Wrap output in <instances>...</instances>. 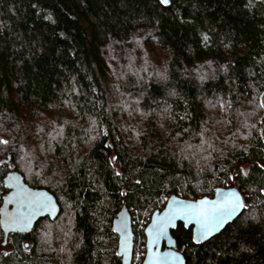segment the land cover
<instances>
[{
    "label": "trees",
    "instance_id": "obj_1",
    "mask_svg": "<svg viewBox=\"0 0 264 264\" xmlns=\"http://www.w3.org/2000/svg\"><path fill=\"white\" fill-rule=\"evenodd\" d=\"M248 4L0 0V206L16 171L60 209L4 247L0 228V264H120L123 206L147 224L171 195L230 186L242 214L203 246L176 229V250L264 264V0ZM132 229L133 264L145 246Z\"/></svg>",
    "mask_w": 264,
    "mask_h": 264
},
{
    "label": "water",
    "instance_id": "obj_2",
    "mask_svg": "<svg viewBox=\"0 0 264 264\" xmlns=\"http://www.w3.org/2000/svg\"><path fill=\"white\" fill-rule=\"evenodd\" d=\"M14 178V179H10ZM3 185L5 189L8 190L6 195L2 199V203L0 206V228L3 232V243L2 247H4L7 243V238L9 234L13 233H29L34 225L40 220L44 218H48L50 221H53L57 218L59 214V205L56 202V199L52 194H50L48 191L44 189H33L29 187L22 177L21 174H19L16 171H11L6 174V176L3 179ZM19 188H24L30 193L37 194V197L41 200H44L47 202L48 207L43 208L40 211H37L30 219V221L27 223L26 226L23 225H16L11 222L5 221V214L8 216H11L16 213V210L19 206V198L17 197L16 193L18 192ZM235 189L236 191L240 192V195L242 196L241 191H239L236 187L230 186L227 188L219 187L216 188L214 191V194L212 197H203L207 199H216L218 192L217 190L223 192L227 191L228 189ZM243 197V196H242ZM180 200L185 202H192V200H186L183 199L180 196L171 195L169 198L166 199L165 203L162 205V208L156 209L152 212L149 222L145 226L143 230L144 234V246H145V254L143 257V261L141 264H159L157 257L164 253H171L172 256L168 260L167 264H186L185 258L183 255L176 250V243L174 238L172 237L171 233L175 231V228H169L167 231V234L162 237L160 240L156 241L155 243H150L152 237L150 235L153 221L157 216H162L164 212L166 211L168 205L173 200ZM201 199V198H200ZM199 200V199H197ZM244 200V198H243ZM195 201V200H194ZM245 203V201H244ZM246 209L241 208L239 210V213L236 217H233L230 221L226 222L224 224V227L220 229L219 232L215 234V237L218 236L221 232H223L226 227L236 220L242 212ZM183 221L178 220L177 224H182ZM191 228L192 232H195L196 225L194 223L190 224L189 226ZM185 227V228H189ZM111 230L116 236L117 243H116V253L118 257L120 258V264H132V253H133V247H134V235H133V229H132V220L130 211L123 206L116 214L115 218L112 220ZM213 237H209L207 240H204L203 243L207 242L208 240L212 239ZM199 245V244H196ZM176 257H179V259H176Z\"/></svg>",
    "mask_w": 264,
    "mask_h": 264
},
{
    "label": "snow or ice",
    "instance_id": "obj_3",
    "mask_svg": "<svg viewBox=\"0 0 264 264\" xmlns=\"http://www.w3.org/2000/svg\"><path fill=\"white\" fill-rule=\"evenodd\" d=\"M171 3L172 0H158V4L164 8L170 6ZM250 4L251 0H249V4L245 6L248 7ZM207 39L208 37L205 35L204 40L206 41ZM260 107H264V102H261ZM0 143L6 144L7 141L0 140ZM111 159L112 161H115L117 156L113 155ZM258 167L264 168V164H259ZM115 175L121 176L122 173L116 172ZM248 175V171L243 168L239 169L236 174L237 177H247ZM227 179L232 181L234 177L228 175ZM135 183L139 184L140 181L136 180ZM217 192V198L212 200L201 198L192 202H185L174 199L168 205L164 214L162 216H157L154 219L150 232L152 237L150 243H155L164 237L170 227L179 231L181 228L189 227L192 223L196 225V230L195 232H192L189 227L191 243L203 246L204 240H207L209 237L215 238V234L224 227L226 222L230 221L233 217H236L241 208L247 207L240 192L235 189L230 188L223 192L217 190ZM260 193L261 195H264V188L260 189ZM16 195L20 201L19 206L15 214L11 216L5 214L6 222L26 226L31 217L37 211L48 207L46 201L39 199L37 194L30 193L24 188H19ZM126 195L125 192H120V196L123 197ZM252 218L254 219L255 217ZM178 220L183 221L184 223L178 225ZM4 255L7 256L8 253L5 252ZM171 256V253H164L157 257V260L159 264H167ZM176 259H179V257H176Z\"/></svg>",
    "mask_w": 264,
    "mask_h": 264
},
{
    "label": "rangeland",
    "instance_id": "obj_4",
    "mask_svg": "<svg viewBox=\"0 0 264 264\" xmlns=\"http://www.w3.org/2000/svg\"><path fill=\"white\" fill-rule=\"evenodd\" d=\"M134 218H136L134 221H132V227L133 226H136V235H137V237L139 238V231H143L144 230V228H145V226L147 225V224H145V222L144 221H141L142 219H137V217L136 216H133ZM145 224V225H144ZM133 235H134V233H133ZM145 239H140L139 240V242H143ZM134 248V247H133ZM133 256V255H132ZM136 262H138V264H141V262L143 261V258L141 259V254L139 253V254H137V256H136V260H135ZM134 261V263L133 264H136V262Z\"/></svg>",
    "mask_w": 264,
    "mask_h": 264
},
{
    "label": "built area",
    "instance_id": "obj_5",
    "mask_svg": "<svg viewBox=\"0 0 264 264\" xmlns=\"http://www.w3.org/2000/svg\"><path fill=\"white\" fill-rule=\"evenodd\" d=\"M165 201H166V199H164V200H163V203H162V204H164V203H165Z\"/></svg>",
    "mask_w": 264,
    "mask_h": 264
}]
</instances>
